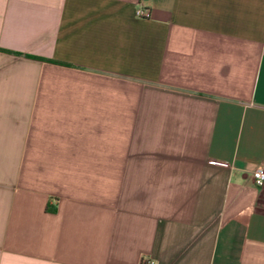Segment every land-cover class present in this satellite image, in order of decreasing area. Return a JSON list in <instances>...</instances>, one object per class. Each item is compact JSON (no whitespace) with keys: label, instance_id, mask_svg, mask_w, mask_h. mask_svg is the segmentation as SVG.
Instances as JSON below:
<instances>
[{"label":"crops","instance_id":"obj_1","mask_svg":"<svg viewBox=\"0 0 264 264\" xmlns=\"http://www.w3.org/2000/svg\"><path fill=\"white\" fill-rule=\"evenodd\" d=\"M259 164L264 0H0V264H264Z\"/></svg>","mask_w":264,"mask_h":264},{"label":"built area","instance_id":"obj_2","mask_svg":"<svg viewBox=\"0 0 264 264\" xmlns=\"http://www.w3.org/2000/svg\"><path fill=\"white\" fill-rule=\"evenodd\" d=\"M137 16H149V10L143 7H138L135 10ZM252 178L256 186H262L264 184V165L259 164L252 170ZM139 264H152L148 257H142Z\"/></svg>","mask_w":264,"mask_h":264}]
</instances>
